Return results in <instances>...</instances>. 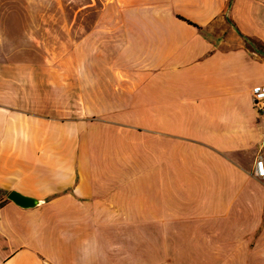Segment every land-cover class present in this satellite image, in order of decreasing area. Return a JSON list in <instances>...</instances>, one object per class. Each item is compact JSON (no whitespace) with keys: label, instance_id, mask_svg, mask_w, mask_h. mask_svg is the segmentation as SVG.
Returning a JSON list of instances; mask_svg holds the SVG:
<instances>
[{"label":"crops","instance_id":"0c3cea01","mask_svg":"<svg viewBox=\"0 0 264 264\" xmlns=\"http://www.w3.org/2000/svg\"><path fill=\"white\" fill-rule=\"evenodd\" d=\"M257 84L264 0H0V264H264Z\"/></svg>","mask_w":264,"mask_h":264},{"label":"built area","instance_id":"2783aa9c","mask_svg":"<svg viewBox=\"0 0 264 264\" xmlns=\"http://www.w3.org/2000/svg\"><path fill=\"white\" fill-rule=\"evenodd\" d=\"M252 97L258 114L264 117V84H257L252 88ZM253 173L257 177L264 178V157H258Z\"/></svg>","mask_w":264,"mask_h":264},{"label":"water","instance_id":"95a60500","mask_svg":"<svg viewBox=\"0 0 264 264\" xmlns=\"http://www.w3.org/2000/svg\"><path fill=\"white\" fill-rule=\"evenodd\" d=\"M10 198L13 199L14 201H16L17 203H20L23 205H27L28 203H30V201L28 199L24 198L23 196H21L18 193H11Z\"/></svg>","mask_w":264,"mask_h":264}]
</instances>
